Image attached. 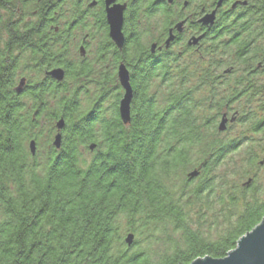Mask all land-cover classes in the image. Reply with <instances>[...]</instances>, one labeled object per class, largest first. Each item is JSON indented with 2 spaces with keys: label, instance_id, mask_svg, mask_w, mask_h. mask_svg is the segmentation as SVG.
Returning <instances> with one entry per match:
<instances>
[{
  "label": "trees",
  "instance_id": "trees-1",
  "mask_svg": "<svg viewBox=\"0 0 264 264\" xmlns=\"http://www.w3.org/2000/svg\"><path fill=\"white\" fill-rule=\"evenodd\" d=\"M207 59L217 60L215 50ZM4 73L0 264L219 260L264 220V100L202 103L196 99V87L202 86L197 82L194 88L176 90L166 114L145 102L150 105L137 111L134 129H71L72 116L65 115L67 128L54 151L56 130L41 135L30 118L21 116L25 106L14 100L10 72ZM179 76L197 78L188 70ZM225 110L238 114V129H215L219 120L213 114ZM50 113L53 123L58 115ZM45 134L42 149L31 156L28 144H40ZM254 135L261 138L252 141ZM91 144L97 151L89 155ZM192 154L199 160L190 166ZM187 167L197 176L188 178L190 172L175 185L173 179ZM128 235L133 237L130 246Z\"/></svg>",
  "mask_w": 264,
  "mask_h": 264
},
{
  "label": "flooded vegetation",
  "instance_id": "flooded-vegetation-1",
  "mask_svg": "<svg viewBox=\"0 0 264 264\" xmlns=\"http://www.w3.org/2000/svg\"><path fill=\"white\" fill-rule=\"evenodd\" d=\"M109 20L119 22L121 43ZM210 50L216 61H208ZM7 70L34 129H56L60 120L66 129L65 115L71 129H134L137 111L152 102L166 114L176 90L197 82L202 103L264 100L256 88L264 85V0H0V76ZM120 70L131 92L125 124ZM182 70L197 78L182 79ZM213 115L224 129L238 127L234 111ZM96 151L88 146L89 155ZM38 152L35 143L33 157Z\"/></svg>",
  "mask_w": 264,
  "mask_h": 264
},
{
  "label": "water",
  "instance_id": "water-1",
  "mask_svg": "<svg viewBox=\"0 0 264 264\" xmlns=\"http://www.w3.org/2000/svg\"><path fill=\"white\" fill-rule=\"evenodd\" d=\"M112 39L121 43V37L119 34V22L116 23L113 20H109ZM60 72H55L54 75ZM53 75V74H52ZM61 79V77H60ZM119 79L122 88L125 90L123 99L119 104V118L123 124L129 121V104L131 99V92L127 84L126 73L119 71ZM225 121L221 120L218 126L219 132H224ZM64 123L62 120L58 121L55 125L57 134L52 139V147L56 150L61 146V132L63 130ZM30 154L33 156L35 152V143L31 141L28 144ZM93 149V146L90 147ZM197 172H191L187 177L194 178L197 176ZM132 235H128L125 239V243L130 246L132 243ZM191 264H264V220H262L256 227H254L249 233L244 235L237 242L236 247L227 253L223 259L214 260L210 258L197 259Z\"/></svg>",
  "mask_w": 264,
  "mask_h": 264
},
{
  "label": "rangeland",
  "instance_id": "rangeland-1",
  "mask_svg": "<svg viewBox=\"0 0 264 264\" xmlns=\"http://www.w3.org/2000/svg\"><path fill=\"white\" fill-rule=\"evenodd\" d=\"M231 129H238V127H237V128H231ZM47 130H48V129H40V131L42 132L41 135H43ZM47 138H48V137H47V134H45V135L42 137L40 144H37V148H38V150H41V149H42V145H41V144H44V143L46 142ZM260 138H261L260 135H259V136H258V135H254L253 137L251 136L252 141L259 140ZM51 140H52V139H51ZM85 156L88 157L87 154H86ZM198 160H199V156H197V154H192L191 159H190V161H191V165H190V166H193V165L197 164ZM186 169H187V171H184L183 173L180 172L179 175H177V176L173 179V181L175 182V185H179V184L185 179L186 175L192 171V170H191V167H187ZM189 169H190V170H189ZM217 171H218V174L222 173V171H223V167L218 168ZM263 177H264V176H263ZM263 177L261 176L262 184H264V183H263V182H264V181H263V180H264ZM259 179H260V178H259ZM261 180H260V181H261ZM121 224H122V226L125 227V221H122ZM141 245H144V244H143V241H141ZM155 250H157V249L155 248Z\"/></svg>",
  "mask_w": 264,
  "mask_h": 264
}]
</instances>
